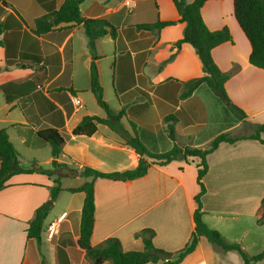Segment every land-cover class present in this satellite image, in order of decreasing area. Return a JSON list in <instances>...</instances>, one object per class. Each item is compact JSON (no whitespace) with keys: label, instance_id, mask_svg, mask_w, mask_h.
I'll use <instances>...</instances> for the list:
<instances>
[{"label":"crops","instance_id":"crops-1","mask_svg":"<svg viewBox=\"0 0 264 264\" xmlns=\"http://www.w3.org/2000/svg\"><path fill=\"white\" fill-rule=\"evenodd\" d=\"M65 0H0V131H5L23 169H51V149L37 136L55 130L63 139L58 164L77 176H46L37 172L13 175L0 191V264H91L78 246L84 193H70L89 182L79 175L84 167L102 173L136 168L139 155L106 125L96 124L90 136L73 135L85 117L106 118L91 91L93 60L82 24L60 23L44 34L34 33L35 20L59 9ZM128 11L123 0H83L85 19H104L112 27L95 41L94 61L102 99L122 128L136 135L153 154L173 146L208 149L219 135L240 138L220 144L206 156L200 199L201 220L227 243H237L250 255L264 250L261 198L264 193V145L250 139L264 123V70L249 61L250 45L238 26L232 0H207L200 16L210 31L227 28L230 41L212 49L218 69L229 74L224 83L230 102L244 116L234 117L204 84L187 98L183 84L204 75L194 49L176 48L185 24L171 0H133ZM2 2L5 3L4 6ZM191 3L193 0H185ZM171 22L160 30L142 28ZM80 101L76 107L73 98ZM172 116L174 140L168 137L166 117ZM173 161L150 164L133 180L95 179L94 223L90 245L109 238L122 250L142 251L134 234L152 229L154 247L176 253L194 232V197L198 192L196 163ZM59 171V170H58ZM58 180L61 188L42 224L39 241L26 230L36 210L49 199ZM56 222L48 240L46 228ZM106 264V263H104ZM153 264V263H147ZM155 264H162L161 262ZM180 264H243L236 251H224L200 237ZM255 264H264V259Z\"/></svg>","mask_w":264,"mask_h":264},{"label":"trees","instance_id":"trees-1","mask_svg":"<svg viewBox=\"0 0 264 264\" xmlns=\"http://www.w3.org/2000/svg\"><path fill=\"white\" fill-rule=\"evenodd\" d=\"M179 15V22L184 23V31L182 38L177 41L174 46L179 48L181 44L190 45L197 55L204 75L200 78L192 79L183 84L180 97L185 99L189 97L198 86L204 84L214 95H216L226 108L232 112L237 118L244 116V113L233 105L228 99L224 83L228 80L229 74L218 69L211 57V51L216 46L230 41L231 37L227 28L217 31H210L206 28L201 16L200 9L207 0H193L186 3L185 0H171ZM233 13L235 20L246 37L250 45L249 63L259 69L264 70V0H232ZM83 0H65L58 10L35 20L34 33L44 34L51 28L60 23L82 24L84 34L87 38V45L92 54L93 60L90 64V81L91 91L95 96L97 104L105 111L106 118L85 117L72 130L73 135L84 134L90 136L96 130V124L106 125L110 130L120 136L125 144L131 147L136 154L139 155V161L136 168L124 172L102 173L88 167L79 170V175L84 178H90L89 182H85L77 188L68 189L70 193H84V200L81 208L79 239L78 246L84 251L85 257L91 264H180L183 259L192 253L196 247L198 239L204 237L209 243L220 247L224 251H236L240 255L243 264H255L264 259V250L256 255H250L244 251L237 243H227L223 237L215 230L209 229L201 220V203L200 199L205 193L202 184V178L206 174V156L214 151L220 144H233L240 138H229L226 134H222L214 138L208 149L184 148L181 149L173 146L169 151L162 154H153L147 151L139 138L128 134L121 126L120 117L122 112L114 114L102 99V89L98 82V75L94 61L97 59L95 54V41L105 36L108 32L111 37H115L112 27L104 19H85L81 16L79 6ZM5 3L2 2L4 6ZM2 8L0 7V15ZM171 22H157L153 25H144L142 28L160 30L171 26ZM4 28L0 21V35ZM2 42L0 40V46ZM174 117L169 116L164 119L168 137L174 140V130L172 121ZM37 136L49 144L51 149V169H23L18 162L17 153L8 140L5 131H0V191L5 187L7 179L13 175L28 174L37 172L46 176H51L58 171L63 165L56 162V158L61 154L63 139L55 130H43L37 133ZM250 139L257 140L264 145V123L257 126L254 134ZM191 158L198 159L196 163V182L198 192L194 197L197 205L193 213V221L195 224L189 242L183 249L176 253H171L154 247L152 240L155 233L152 229H142L134 234V237L140 239L143 244L142 251L122 250V246L118 239L109 238L102 243L91 246L90 236L94 223V186L95 179H106L112 181L133 180L144 176L150 164L163 166L173 161H184L190 163ZM61 188L58 180L56 185L50 188L49 199L41 205L35 212L34 218L29 222L26 230L28 239L39 241L42 232V224L46 218L53 202L55 201ZM261 217L258 222H264V193L261 198Z\"/></svg>","mask_w":264,"mask_h":264},{"label":"built area","instance_id":"built-area-1","mask_svg":"<svg viewBox=\"0 0 264 264\" xmlns=\"http://www.w3.org/2000/svg\"><path fill=\"white\" fill-rule=\"evenodd\" d=\"M122 5L128 10V11H132L133 9H135L136 7V3L133 0H123ZM73 103L76 107H80V101L74 97L73 98ZM56 229V222L55 223H51L50 225L47 226L46 228V232H47V237L48 240L51 239L54 235Z\"/></svg>","mask_w":264,"mask_h":264},{"label":"water","instance_id":"water-1","mask_svg":"<svg viewBox=\"0 0 264 264\" xmlns=\"http://www.w3.org/2000/svg\"><path fill=\"white\" fill-rule=\"evenodd\" d=\"M57 174H66L68 176H77L78 173L77 172H73L71 173L70 169H68L67 167H61L59 169V171L56 172Z\"/></svg>","mask_w":264,"mask_h":264},{"label":"rangeland","instance_id":"rangeland-1","mask_svg":"<svg viewBox=\"0 0 264 264\" xmlns=\"http://www.w3.org/2000/svg\"><path fill=\"white\" fill-rule=\"evenodd\" d=\"M232 113V112H231ZM232 115L234 116V117H236L233 113H232Z\"/></svg>","mask_w":264,"mask_h":264}]
</instances>
